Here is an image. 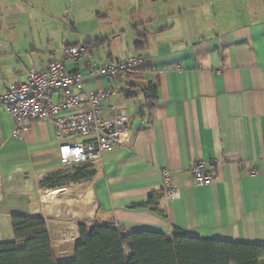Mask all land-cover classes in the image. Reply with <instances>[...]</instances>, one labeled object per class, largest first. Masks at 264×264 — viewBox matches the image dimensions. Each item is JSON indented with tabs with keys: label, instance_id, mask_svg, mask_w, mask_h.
I'll list each match as a JSON object with an SVG mask.
<instances>
[{
	"label": "crops",
	"instance_id": "0c3cea01",
	"mask_svg": "<svg viewBox=\"0 0 264 264\" xmlns=\"http://www.w3.org/2000/svg\"><path fill=\"white\" fill-rule=\"evenodd\" d=\"M86 44L65 66L86 91H113L102 113L127 109L131 140L90 180L48 189L40 182L67 170L53 125L17 137L0 106V243L15 240L19 213L44 218L59 261L74 258L80 222L264 246V0H0V91ZM132 55L141 60L123 79L91 73ZM197 161L213 184L194 183ZM164 171L178 199L164 195ZM154 194L160 212L134 207Z\"/></svg>",
	"mask_w": 264,
	"mask_h": 264
},
{
	"label": "built area",
	"instance_id": "2783aa9c",
	"mask_svg": "<svg viewBox=\"0 0 264 264\" xmlns=\"http://www.w3.org/2000/svg\"><path fill=\"white\" fill-rule=\"evenodd\" d=\"M85 52L83 45L67 47L60 59L49 60L43 69L27 70L20 82L10 83L0 91V106L10 113L15 123V136L21 137L35 121L51 122L60 143L59 162L67 169L94 165L106 152L131 140L127 109L113 106L114 114L109 118L102 113L103 103L112 100L113 91H86L82 75L67 70L66 63L80 59ZM140 60L139 56L132 55L91 69V73L123 79ZM57 92L59 98L55 101ZM191 172L194 183L199 186L211 185L217 179L204 161L195 162ZM163 177L164 195L169 200L178 199L180 192L169 172L164 171Z\"/></svg>",
	"mask_w": 264,
	"mask_h": 264
},
{
	"label": "trees",
	"instance_id": "16d2710c",
	"mask_svg": "<svg viewBox=\"0 0 264 264\" xmlns=\"http://www.w3.org/2000/svg\"><path fill=\"white\" fill-rule=\"evenodd\" d=\"M99 42V41H98ZM85 54L91 52L89 44ZM152 107L157 88L146 94ZM95 175L93 165H78L46 176L41 187L56 190L82 183ZM159 194L135 208L160 212ZM15 240L0 243V264H262L264 246L197 238L175 230L172 236L152 230L129 232L116 224L80 222V241L72 259L56 257L46 221L40 216L12 215Z\"/></svg>",
	"mask_w": 264,
	"mask_h": 264
}]
</instances>
